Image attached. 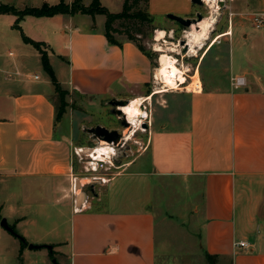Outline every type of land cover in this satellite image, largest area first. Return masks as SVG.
Returning <instances> with one entry per match:
<instances>
[{
  "label": "crops",
  "instance_id": "0c3cea01",
  "mask_svg": "<svg viewBox=\"0 0 264 264\" xmlns=\"http://www.w3.org/2000/svg\"><path fill=\"white\" fill-rule=\"evenodd\" d=\"M43 1L54 0H41L37 6ZM223 1L227 25L203 43L197 55L187 56L185 81L176 90L148 89L153 67L136 44L124 36H116L120 47L108 43L104 27L80 26L73 21L77 13L46 17L48 21L68 17L60 36H29L53 44L48 46L49 62L52 55L66 58L63 50L68 48L66 77L55 75L68 95L119 98L114 95L117 89L129 101L155 98L154 110L157 106L167 110L159 126L151 111L146 147L104 180L93 181L74 171L75 119L66 108L55 120L58 95L50 79L39 82L34 77L38 75L23 72L26 53L7 51L11 62L7 63L0 52V215L24 236L26 245L1 226L0 235L10 239L3 229L13 237V257L20 264H35L37 255L50 261L47 248L30 249L29 242L51 245L53 256L64 255L70 264H156L164 246L157 250L150 204L154 188L169 181L181 183L187 192L196 190L201 204L195 203L194 210L203 214L201 247L212 264H264V23L260 28L252 23L253 13L264 14V0ZM90 2L82 0L84 5ZM190 2L182 5L188 17L197 11ZM100 3L109 6L107 0ZM1 16L8 17L12 27L16 17ZM31 17L35 16H24L22 27L42 18ZM247 21L255 32L245 31ZM4 37L9 40L0 36V44ZM12 37L15 43L22 41L21 36ZM207 60L209 65H225L219 79L212 70L203 72ZM195 74L199 91L191 83ZM225 74L227 79H221ZM234 75L245 76L246 84L232 87ZM143 151L149 152V166L131 168ZM102 162L96 161L104 167ZM44 181L50 183L53 196L59 194L48 227L44 204L18 198L24 188L41 191ZM113 189L116 193L108 195L106 207L94 209V201ZM64 209L68 233L58 238L56 219ZM239 241L246 245H238Z\"/></svg>",
  "mask_w": 264,
  "mask_h": 264
},
{
  "label": "rangeland",
  "instance_id": "374dc122",
  "mask_svg": "<svg viewBox=\"0 0 264 264\" xmlns=\"http://www.w3.org/2000/svg\"><path fill=\"white\" fill-rule=\"evenodd\" d=\"M1 1L3 3L12 5L17 9H22L25 6H37L41 2V0ZM205 1L206 2L203 5H197L190 2V5L197 10L193 12L191 17H195L196 14L199 13L202 16V19L209 20L211 22L210 32L208 33L206 39H202L200 45L197 44L195 48L190 50L187 49L186 51H184L183 45L180 44V40L187 39V34L189 31L191 32V30H189L191 28H184L177 22L168 19L167 14L172 13L183 18H188V16H185L182 12V5L187 3V0H148L147 9L153 17L154 29L152 30L149 36L145 37L144 39H141L140 42L146 48V50L152 53L151 55L154 63L153 76L151 83L148 86V89H150L151 91H154L155 89H161L163 87L154 74L156 71L155 69L158 67L159 64L158 58L161 52H167L173 55L178 60V64L180 66H184L189 61V59H187V56L197 55L203 43L210 39V37L216 32L222 31L225 28V25H227V10L224 8H220V5H217L216 2H214L217 0ZM57 2V0H54L53 2H51V4ZM107 2L109 3V6L104 4L103 6H105L110 12L121 11L123 4L122 1L107 0ZM227 3L229 4V1ZM217 8L218 11H216ZM64 18L68 17H61V19H59L58 21H48V19L43 16L42 18H40V21H38V23H32L31 21H28V23L25 22L22 27V23L20 21L19 25L22 27L24 34L27 36H60L61 28L67 29L68 25ZM0 19V36H9V40L4 37L5 41L0 44V52L3 54L2 59H4V61H6L7 63H11L10 57H8V55L6 54V52L9 50L16 53H26V63L23 72L38 75L37 77L39 78V82H45L46 80L49 81L50 78L41 65L38 52L31 45H25L24 43H22L23 41H19L20 43L13 42L11 40V38H13L12 36L20 37V31L17 28L13 27L14 22L12 24V27L8 26V17L1 16ZM73 21L75 23H79V25L83 27H99L101 29L104 27L105 16L103 14H96L94 17H92L90 15H83L81 13H77V15H74ZM198 24L199 22L197 24L192 25ZM173 29L175 30L174 32ZM157 30H162L165 32V35L159 40L155 37V32ZM256 30L257 29L253 27L250 22H246L245 31L251 33L255 32ZM49 43L51 44L50 41ZM49 43L45 42L47 46L45 47L47 53H50V48L48 47L50 46ZM194 45H196V43ZM51 46L53 47V44H51ZM68 52V48L66 47L63 50V54L66 55V58H62L64 61L55 55H52L50 57V65L52 66L55 75L58 76L60 79H65L66 77V62L68 59ZM208 62L209 61L207 60V63L203 68V72L206 73V71L212 70L214 76L219 79L220 73H222V70L225 65L222 62L218 65H209ZM207 75H209V73H207ZM226 76L227 74L221 77V79H227ZM180 88H182V85L180 86ZM115 90L116 91L114 95L119 97L118 99L127 98L124 93L117 92V89ZM122 92L124 91L122 90ZM66 98L70 100L68 102V106L66 107L68 115L70 114L75 119V128L73 130V142L75 145V148H73V163L75 167L74 171L77 174L79 173L80 175H86L89 179L94 178L92 179L93 181H98L97 179L100 178H103L104 180L105 177L109 178L117 172L121 171L123 164L127 163L130 159H132L136 154H138L141 150L146 147L150 128L149 116L151 115V111L156 115V125H161V122H165L164 120L166 119L167 110H164L162 106H157L158 109L156 108V110H154L153 107L155 106V98H153L152 100L149 98L143 101V104L146 106L145 111L148 114V118H138L136 120V125L134 126V128L129 131L128 126H123L121 124L120 117L117 116L114 112H112V106L108 103V101L111 99L110 96H107L106 99H97L93 97L72 94L66 96ZM157 98L158 97H156V99ZM123 108L126 107L123 106ZM67 118V116H63L62 124L65 125L67 123ZM142 121L147 123V129L140 126V122ZM95 125H102L108 129H116L117 131H119L124 136L121 145H110L105 141L94 138L91 134L85 131V128L92 127ZM99 145L112 148L113 151H111L110 155L104 160V162H102V164H104V167H101L102 165H97L96 163L97 167L95 168V170H93V166L91 165L92 158L88 155V151L91 148H95L97 146L99 147ZM148 157L149 152L143 151L140 155L136 157L138 158L137 164L132 166L131 168L134 169L138 166L148 167ZM43 184L44 185L41 189L42 192L40 190L38 192L31 191L30 189L25 190L24 188L23 192L18 198L31 204H44V209L46 213L44 226L48 227L50 225L51 220H54L51 214L52 210L58 206L57 203H54L56 202L55 198L58 197L59 194L53 196L52 192H50L49 190L50 183L44 181ZM183 187L184 185L182 186L181 183L173 184L171 183V181H169V183H162L161 185H157V187L154 188L150 205L153 209L156 221L157 250L161 249L162 246H164L163 256L158 255L156 264H212V258L209 255L204 254L200 242V230L203 221V214L200 210H194V204L196 203L198 205L199 203L200 205L201 200H199V198H197L196 200V190H191L187 192L183 189ZM115 193V190L105 192V195L103 194L100 196V200L94 201L93 208H105L106 202L108 201V195L112 197ZM2 196L4 195L2 194ZM192 197H194L193 200ZM59 202L62 205L65 200L61 199L59 200ZM56 223L59 226L57 228L56 234L58 235H56V237H65L66 233H68L69 227V220L67 219V213L65 212V209L56 219ZM3 229L1 231L2 234H6L10 239H7L5 235H0V264H20L13 257L14 252L11 241L13 237H11V235H9V233H7ZM44 250L45 249H42V252ZM62 250L66 251V247L62 248ZM37 256L38 260L34 261L35 264H70L69 260L64 255H60L58 253L54 254L53 257L49 258V262L42 261L41 257L39 259L40 255ZM53 259H55L56 262H53Z\"/></svg>",
  "mask_w": 264,
  "mask_h": 264
},
{
  "label": "trees",
  "instance_id": "16d2710c",
  "mask_svg": "<svg viewBox=\"0 0 264 264\" xmlns=\"http://www.w3.org/2000/svg\"><path fill=\"white\" fill-rule=\"evenodd\" d=\"M148 0H123L122 9L119 12H110L105 6L100 3V0H91L88 5H84L82 0H73L69 4L64 0H59L57 3L50 4L43 1L39 6H25L22 9H17L12 5L0 1V14H12L16 17L13 27L17 28L21 33V39L24 43L32 45L40 54V60L43 69L48 74L50 81L54 85V89L58 95V102L56 105L55 120L58 121L66 111L68 101L66 96L68 91L63 89L50 65L46 45L42 41H36L25 35L19 22L26 15L35 17H51L57 14H88L94 17L96 14H103L105 16L104 22V36L108 43L121 46L116 36H124L126 39L134 42L138 49L144 53L150 60L152 67H154L152 53H150L140 42L141 39L149 36L154 29L153 17L148 12ZM0 215V219H1ZM14 232L12 234L20 241L21 246L26 245V240L15 231V227L11 224ZM43 246V245H41ZM50 256H53L52 250Z\"/></svg>",
  "mask_w": 264,
  "mask_h": 264
},
{
  "label": "bare ground",
  "instance_id": "6f19581e",
  "mask_svg": "<svg viewBox=\"0 0 264 264\" xmlns=\"http://www.w3.org/2000/svg\"><path fill=\"white\" fill-rule=\"evenodd\" d=\"M214 2H216L217 4V1H214ZM216 11H218V8L216 9ZM210 27H211V22L207 19H202V21H199L198 25H192L190 27L191 29L189 30H191V32L188 30L189 32L187 34V39H186L189 50L195 48V45H194L195 43H196V46L197 44L200 45L202 42V39L207 38L208 33L210 32ZM164 35H165V32L162 30H157L155 32V37L158 40ZM158 63H159L158 67L155 69L156 71L154 74L163 87L161 89H155L154 92L178 89L180 84L185 81L186 69L184 68V66H180L178 64V60L176 59V57H174L173 55L167 52H161L159 54ZM192 81L193 82L191 83H192L193 89L196 91H199L201 89V86H200V82H199L197 74L194 75ZM142 99L139 98V99L131 100L126 105H124L126 108L122 107V110L126 118L132 123H136V120L138 119L137 115L139 114H142L144 118H147V112L145 110L141 112V110L139 109V105L143 103ZM101 145H104V144H101ZM101 145L99 147H95L88 151V155L91 156L92 158L91 165L93 166L94 170L96 168V161L105 160L110 155L111 151H113L112 148L104 147Z\"/></svg>",
  "mask_w": 264,
  "mask_h": 264
},
{
  "label": "water",
  "instance_id": "95a60500",
  "mask_svg": "<svg viewBox=\"0 0 264 264\" xmlns=\"http://www.w3.org/2000/svg\"><path fill=\"white\" fill-rule=\"evenodd\" d=\"M192 3L197 5H203L205 3V0H191ZM217 4L220 5V8L224 7V1L223 0H217ZM167 18L177 22L184 28H190L192 24H197L199 21L202 20V16L197 13L195 17H188L183 18L178 15H174L172 13L167 14ZM198 27V26H197ZM180 44L183 45V50L186 51L188 49V43L185 39L180 40ZM196 47V45H195ZM129 102V99H118V98H111L108 103L112 106V112H114L117 116L120 117V122L123 126H128L129 130L133 129L136 125L135 123L130 122L123 110L122 107L126 105ZM139 109L141 112L146 109V106L142 103L139 105ZM137 118L144 119V116L142 114L137 115ZM140 126L147 129V123L142 121L140 122ZM85 131L89 134H91L94 138H97L98 140H102L107 142L110 145L117 144L121 145V142L123 141V135L117 131L116 129H108L102 125H95L92 127L85 128ZM135 131V130H134ZM0 226L7 230L11 234H16L11 227V225L7 222L6 218L2 217L0 219ZM28 248H39V247H45L48 250L52 249V246L49 244H45L43 246L41 245H34L32 243L27 244ZM53 262H56L55 259L52 260Z\"/></svg>",
  "mask_w": 264,
  "mask_h": 264
},
{
  "label": "built area",
  "instance_id": "2783aa9c",
  "mask_svg": "<svg viewBox=\"0 0 264 264\" xmlns=\"http://www.w3.org/2000/svg\"><path fill=\"white\" fill-rule=\"evenodd\" d=\"M252 23L256 28H260L264 23V14L263 13H253L252 14ZM37 78V76H34ZM231 86L234 88L242 87L246 84V78L243 75H234L230 78ZM238 245L244 246L245 242L239 241Z\"/></svg>",
  "mask_w": 264,
  "mask_h": 264
}]
</instances>
